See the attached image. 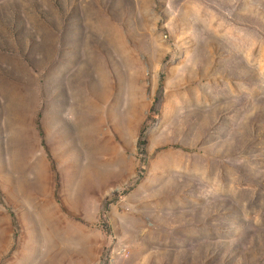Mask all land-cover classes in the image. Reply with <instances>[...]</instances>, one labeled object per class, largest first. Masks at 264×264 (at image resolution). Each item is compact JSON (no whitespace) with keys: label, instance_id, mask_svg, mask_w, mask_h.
<instances>
[{"label":"rangeland","instance_id":"rangeland-1","mask_svg":"<svg viewBox=\"0 0 264 264\" xmlns=\"http://www.w3.org/2000/svg\"><path fill=\"white\" fill-rule=\"evenodd\" d=\"M15 56L0 264H264V0H0Z\"/></svg>","mask_w":264,"mask_h":264},{"label":"crops","instance_id":"crops-1","mask_svg":"<svg viewBox=\"0 0 264 264\" xmlns=\"http://www.w3.org/2000/svg\"><path fill=\"white\" fill-rule=\"evenodd\" d=\"M22 32L25 33V29H22ZM14 58L18 61L17 56ZM13 75L12 78H0V124L6 123L9 119L10 123L15 122L24 129V126H29L31 122L28 96L31 81L30 68L25 62L18 61Z\"/></svg>","mask_w":264,"mask_h":264},{"label":"trees","instance_id":"trees-1","mask_svg":"<svg viewBox=\"0 0 264 264\" xmlns=\"http://www.w3.org/2000/svg\"><path fill=\"white\" fill-rule=\"evenodd\" d=\"M142 143L136 142L137 148L141 145Z\"/></svg>","mask_w":264,"mask_h":264}]
</instances>
